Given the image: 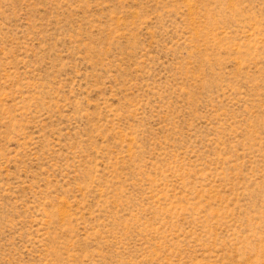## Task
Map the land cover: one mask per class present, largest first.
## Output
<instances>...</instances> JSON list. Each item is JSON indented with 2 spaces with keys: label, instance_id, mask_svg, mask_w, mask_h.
<instances>
[{
  "label": "rangeland",
  "instance_id": "1",
  "mask_svg": "<svg viewBox=\"0 0 264 264\" xmlns=\"http://www.w3.org/2000/svg\"><path fill=\"white\" fill-rule=\"evenodd\" d=\"M0 264H264V0H0Z\"/></svg>",
  "mask_w": 264,
  "mask_h": 264
}]
</instances>
